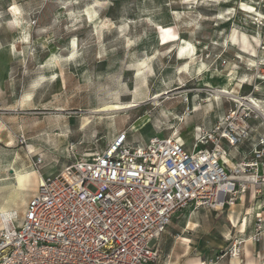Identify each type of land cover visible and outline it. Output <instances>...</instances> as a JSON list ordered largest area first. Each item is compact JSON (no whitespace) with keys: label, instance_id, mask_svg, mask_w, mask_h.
<instances>
[{"label":"rangeland","instance_id":"1","mask_svg":"<svg viewBox=\"0 0 264 264\" xmlns=\"http://www.w3.org/2000/svg\"><path fill=\"white\" fill-rule=\"evenodd\" d=\"M235 30L259 39L258 55L232 43ZM186 41L197 46L194 62L180 55ZM261 73L264 0H0V203L18 184V173L36 172L26 202L35 193L33 156H44L43 173H55L71 163L74 148L103 150L122 130L139 143L178 130L174 138L192 149L198 126L214 123L234 105L235 97L216 91L244 77L240 96L264 100ZM158 92L169 93L152 100ZM104 100L142 103L100 119L91 110ZM145 114L151 122L131 131ZM86 116L90 123L83 126ZM254 123L257 139L264 127ZM236 205L185 208L163 235L157 264H212L232 239L251 238L256 213L241 232L246 208ZM25 208L14 211L24 214ZM258 223L260 239L251 251L255 264H264V221ZM243 244L237 257L227 254L219 264H246Z\"/></svg>","mask_w":264,"mask_h":264},{"label":"built area","instance_id":"2","mask_svg":"<svg viewBox=\"0 0 264 264\" xmlns=\"http://www.w3.org/2000/svg\"><path fill=\"white\" fill-rule=\"evenodd\" d=\"M240 97L214 123L198 126L192 150L172 136L133 142L122 130L103 150L74 148L71 163L55 173H43L44 156H33L37 189L24 214L1 219L0 264H157L162 237L185 208L263 197L264 134L253 132L255 121L264 125V100ZM247 141L251 148L238 159L232 150ZM256 216L252 242L264 221ZM242 243L232 239L212 264L237 257Z\"/></svg>","mask_w":264,"mask_h":264},{"label":"bare ground","instance_id":"3","mask_svg":"<svg viewBox=\"0 0 264 264\" xmlns=\"http://www.w3.org/2000/svg\"><path fill=\"white\" fill-rule=\"evenodd\" d=\"M231 36H232V43H234V45H236V46H239L238 48L241 49L242 53L251 54L253 56L254 55L256 56L259 54V50H258L259 39L258 38H255L254 41H251L249 39L248 34H246L244 32H238L237 30H235ZM189 46H191V47H189ZM180 55L186 56L185 58L187 60L190 59L191 62H194L196 57H197L196 56L197 55V46L195 44H193L192 42L186 41L184 43L182 49H181ZM148 62H149V58L142 60L141 63L139 64L138 71L145 69L147 67ZM186 67H187V65H186ZM260 77L264 78V74L261 73ZM241 79L242 80H238L232 87H230L228 89H226V88L225 89H219L216 92L217 93H224L227 95L228 94L232 95L236 99L241 98L240 97V90H241V86H242L241 83L242 82L246 83V79L244 80V77H242ZM168 93L169 92L155 93L154 97H152L151 99L157 100L163 94H168ZM109 95H110V93H109ZM113 98L118 99L117 96H115ZM141 103L142 102H138L137 100H129V101H119V100L118 101H116V100L108 101V100H104L98 107H96L95 109H92L91 113L96 114L98 116V118H100V119H104V118L112 117L115 114L122 112L124 110H128V109L137 107ZM196 110H198V109H196ZM261 112H262V114H264V111H261ZM150 122H151V117L149 114L142 115L140 118H138L136 121H134V123L132 124V127H131V131L138 132L140 129H142L144 126H146ZM89 123H90V117L86 116L85 119L83 120V126H86ZM177 136H178V130L174 132V137H177ZM179 142H181V141H179ZM192 149H193V147H192ZM192 149H190V150H192ZM16 179H17L18 184L12 185L11 190L9 189L8 195H6L3 199V201L0 203V225H2L1 219L3 218V216L5 214L11 213L13 210H15V208L19 207L20 204L26 203L27 191H28V189L33 188L34 183L36 182V172H27L26 171L23 174L18 173L16 176ZM15 184H16V182H15ZM13 205L15 206V208L12 207ZM228 218H229L228 220H231L234 224H236V220L233 218L232 214H229ZM232 226L235 227L237 225H232ZM246 226H247L246 221H244L243 224L240 226L241 230H243V232L246 231ZM185 240H187L189 242L191 241L189 238H185ZM242 242L244 243L243 245H244L245 254L248 256L246 264H255V259L252 256V251H251V244L253 243L252 239L246 237L245 239L242 240ZM188 264H202V263L199 261H196V262H190Z\"/></svg>","mask_w":264,"mask_h":264},{"label":"crops","instance_id":"4","mask_svg":"<svg viewBox=\"0 0 264 264\" xmlns=\"http://www.w3.org/2000/svg\"><path fill=\"white\" fill-rule=\"evenodd\" d=\"M260 125V124H259ZM254 126H258V124H256V123H254ZM263 127H264V125H263ZM253 140V139H252ZM250 148H251V141H247L244 145H242L240 148H239V152L238 153H236V152H234V150H232V154H235V155H237V158L239 159V158H241L246 152H248L249 150H250ZM246 202H248L249 203V205H248V207H245V204H246ZM264 202V196L263 197H261V198H256V199H253L249 194L245 197V198H243V200L242 201H240L236 206H238V207H242V209L243 208H246L245 209V213H243V217H242V223H243V221H246V224H247V226L246 227H248V224H249V216L252 214H255V213H257V212H261L262 214L264 213V206H263V208L260 210V211H255V209L257 208V206H261V204ZM234 206H232V207H228V208H233ZM239 209V208H238ZM229 214H231V213H229ZM228 214V215H229ZM241 214H242V211H241ZM233 216V215H232ZM242 225V224H241ZM242 232H243V230H241ZM162 250H163V248H162ZM201 260V259H200ZM203 262V261H202ZM204 264V263H203ZM232 264H235V263H233L232 262Z\"/></svg>","mask_w":264,"mask_h":264},{"label":"snow or ice","instance_id":"5","mask_svg":"<svg viewBox=\"0 0 264 264\" xmlns=\"http://www.w3.org/2000/svg\"><path fill=\"white\" fill-rule=\"evenodd\" d=\"M166 31H170V30L166 29ZM189 47H191V46H189Z\"/></svg>","mask_w":264,"mask_h":264}]
</instances>
